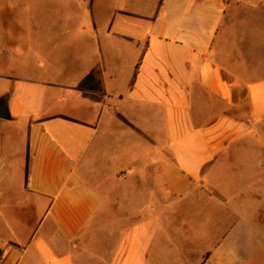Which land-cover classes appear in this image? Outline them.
<instances>
[{"label": "crops", "instance_id": "0c3cea01", "mask_svg": "<svg viewBox=\"0 0 264 264\" xmlns=\"http://www.w3.org/2000/svg\"><path fill=\"white\" fill-rule=\"evenodd\" d=\"M71 1L70 107L0 119V264H264V0Z\"/></svg>", "mask_w": 264, "mask_h": 264}, {"label": "rangeland", "instance_id": "374dc122", "mask_svg": "<svg viewBox=\"0 0 264 264\" xmlns=\"http://www.w3.org/2000/svg\"><path fill=\"white\" fill-rule=\"evenodd\" d=\"M87 8L83 1L0 0V96L16 89V94L40 96L45 109L70 107L66 85L89 63L76 31ZM3 124L17 126L19 121L0 120V136ZM9 149L10 143L2 154ZM256 216L264 221V212Z\"/></svg>", "mask_w": 264, "mask_h": 264}, {"label": "water", "instance_id": "95a60500", "mask_svg": "<svg viewBox=\"0 0 264 264\" xmlns=\"http://www.w3.org/2000/svg\"><path fill=\"white\" fill-rule=\"evenodd\" d=\"M7 100H8L7 93L0 96V119H10L11 118Z\"/></svg>", "mask_w": 264, "mask_h": 264}]
</instances>
